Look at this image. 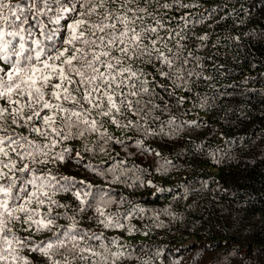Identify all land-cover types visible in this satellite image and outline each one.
I'll return each instance as SVG.
<instances>
[{
	"label": "snow or ice",
	"instance_id": "1",
	"mask_svg": "<svg viewBox=\"0 0 264 264\" xmlns=\"http://www.w3.org/2000/svg\"><path fill=\"white\" fill-rule=\"evenodd\" d=\"M196 6L183 0H20L15 5L0 0V264H33L22 255L26 251L38 253L47 264H117L133 256L118 238L109 240L80 230L75 216L67 228H57L61 217L52 214L55 208L69 207L53 197L71 193L79 202V213L94 209L105 228L126 229L131 235L135 227L124 222L132 218L131 210L122 217L108 213L104 205L111 200L100 196L97 203L100 190L91 191L87 181L43 173L37 166L81 157L74 148L54 151L67 141L95 134L109 142L110 125L140 130L145 138L199 127L196 121L186 123L174 116L164 121L162 115L171 105L162 108L155 102L161 98L157 88L175 96L177 88L190 90L191 80L201 78L202 60L179 43L187 37L172 26L175 18L162 15L165 10ZM180 19L187 21L188 16ZM203 19L201 14L194 22ZM176 38V46H170ZM256 38H264V32L256 33ZM198 39L206 46L208 35ZM146 67L152 71H145ZM165 83L171 84L172 91ZM201 99L207 103V97ZM183 102L180 97L178 106ZM14 127L26 133H17ZM32 134L45 142L37 143ZM135 143L142 145V141ZM170 164L166 160L160 167L167 170ZM108 171L113 173L111 182H121L123 169ZM160 211L173 215L168 208ZM53 229L52 238L39 242L19 234ZM105 240L98 246L90 243ZM145 257L138 258L137 264H150ZM197 260L194 257L192 264Z\"/></svg>",
	"mask_w": 264,
	"mask_h": 264
},
{
	"label": "trees",
	"instance_id": "2",
	"mask_svg": "<svg viewBox=\"0 0 264 264\" xmlns=\"http://www.w3.org/2000/svg\"><path fill=\"white\" fill-rule=\"evenodd\" d=\"M183 2L197 6L165 10L162 15L174 17L172 26L185 33L187 38L179 43L202 60V75L191 80L187 86L190 90L177 88L175 96L157 88L161 98L155 102L162 108L171 105L162 115L164 121L174 116L186 123L196 121L199 127L186 126L178 132L145 138L140 130L110 125L109 142L104 143L95 134L67 141L54 151L74 148L82 153L81 157L37 167L57 177L87 181L91 191L100 190L97 203L100 196L105 201L111 200L104 205L108 213L122 217L132 211V218L124 221L135 227L129 235L126 229L105 228L98 222L94 209L79 213V202L71 193L60 192L53 197L69 206L53 210V215L61 217L56 221L57 228H67L74 223L70 218L75 216L80 230L90 235L102 234L109 240L118 238L133 251L131 258L117 264H137L145 253H150L145 257L150 264H192L194 257H198L197 264H264V38H256V33L264 32V3ZM11 3L15 5L20 0ZM201 14L204 19L194 22ZM185 15L188 20H181ZM205 34L208 40L202 47L198 37ZM178 39H173L170 46H176ZM56 40L59 41V34ZM145 71L152 69L146 67ZM204 76L211 79H203ZM164 86L172 91L170 83ZM180 97L184 102L178 106ZM204 97L207 103L202 102ZM14 131L26 133L24 128L14 127ZM31 138L37 143L45 142L35 134ZM136 141H142V145L138 147ZM141 148L153 151L143 152ZM166 160L171 164L163 170L160 166ZM109 168L116 172L124 170L121 182H111L113 173ZM138 208L144 211H136ZM165 208L173 215L160 211ZM42 211L46 212L47 206ZM55 230L19 234L39 242L52 238ZM101 242L107 240L90 243L98 246ZM22 255L33 264H47L38 253L26 251Z\"/></svg>",
	"mask_w": 264,
	"mask_h": 264
}]
</instances>
